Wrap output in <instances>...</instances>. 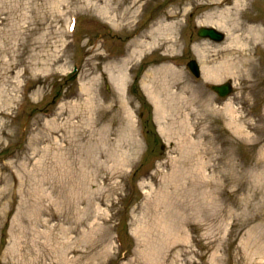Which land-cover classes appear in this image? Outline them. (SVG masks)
Segmentation results:
<instances>
[{
	"label": "rangeland",
	"instance_id": "obj_1",
	"mask_svg": "<svg viewBox=\"0 0 264 264\" xmlns=\"http://www.w3.org/2000/svg\"><path fill=\"white\" fill-rule=\"evenodd\" d=\"M191 1L149 2L136 30L167 8L185 9L169 58L176 94L159 114L142 81L160 53L128 65L135 71L120 99L103 55L128 37L88 1L0 0V264H264V50L252 51L256 81L232 72L214 80L222 43L197 36L203 10ZM247 6L264 21V0ZM96 47L102 56L91 58ZM193 57L197 79L185 65ZM228 80L224 100L208 88ZM74 142L89 154L111 147L123 161L100 157L101 171L85 168L83 154L62 159ZM209 143L235 170L204 167L214 163L202 152ZM185 145L200 152L201 174L188 173Z\"/></svg>",
	"mask_w": 264,
	"mask_h": 264
},
{
	"label": "bare ground",
	"instance_id": "obj_2",
	"mask_svg": "<svg viewBox=\"0 0 264 264\" xmlns=\"http://www.w3.org/2000/svg\"><path fill=\"white\" fill-rule=\"evenodd\" d=\"M85 1H88L87 6H90L91 10L104 23L126 31L128 40L125 44L124 53L120 55L106 54L105 58L109 61L104 67L108 74L109 82L121 95L128 77V65L134 59L147 57L154 52L160 53V56L156 59L158 62L151 63L148 66L147 72L143 76L142 88L152 101L157 112L160 111L159 114H162L164 107L171 105L173 102L171 96L176 94V91L172 89L174 81L169 80L170 76L175 75L176 70L170 63L171 60L169 58L179 43L177 33L181 24L178 17L182 16L185 9L167 8L159 12L155 19L151 20L147 26L136 33L145 6L154 0ZM191 3L195 7H201L203 10L202 15L197 18L196 22L198 24L211 25L226 33V38L217 48L223 51L224 54L222 59L217 62V67H214L211 71L213 73L212 78L216 80L217 78H221L223 73L232 72L233 74H244L248 80L256 81L260 68L254 61L252 51H256L257 49L264 50L262 45L264 42V24L248 12L247 0H193ZM198 46L197 43L193 44L195 52L200 55L205 49L204 46ZM96 50L91 54V58H97L100 55ZM206 70L209 71L210 69L206 67ZM223 110L229 117L232 114L229 118L231 120L229 121V125H232L234 132L237 133L240 129L232 121L235 117L234 110L231 109L229 104L223 105ZM158 129L160 132L163 130L162 126H159ZM211 139L213 140L212 137ZM209 144L210 146L207 149H202V152L204 154L206 150V154L212 153L214 155V163L212 165L207 160L204 167L210 168L212 166L213 171H220L222 165L226 163L227 166L235 170V167L230 163V154L224 156L221 148L214 147L211 143ZM84 145L88 146L83 143L79 144V142L68 144L67 148L69 149L62 159L83 154L85 160L79 162L85 165V168L93 167L101 171L104 170V167L98 168V166L94 165V163H98L101 160L100 157H104L105 159H103L104 162L101 161L102 163L110 160V158L114 160L116 165L123 161V153L117 155L114 153L115 149L111 147L106 146L102 148L99 144L92 145L93 148L91 149V154H89L86 151L87 149H84ZM186 145L183 147L185 159L192 162L187 167L188 173L191 175L196 174L195 172L201 174L198 164L193 162L200 152L193 145ZM73 161L74 159L70 160L69 164L63 162L65 164L63 166L65 172L68 171L67 169L74 170L73 165L75 164H73ZM193 168H195V172Z\"/></svg>",
	"mask_w": 264,
	"mask_h": 264
},
{
	"label": "water",
	"instance_id": "obj_3",
	"mask_svg": "<svg viewBox=\"0 0 264 264\" xmlns=\"http://www.w3.org/2000/svg\"><path fill=\"white\" fill-rule=\"evenodd\" d=\"M198 33L199 35L209 36L216 40L222 38V35L220 33L215 32L213 29L201 28ZM189 65L193 70L196 71V65L194 64V62L191 61ZM212 89L218 91L220 95H225L230 90L228 84H223L220 86L213 85Z\"/></svg>",
	"mask_w": 264,
	"mask_h": 264
}]
</instances>
